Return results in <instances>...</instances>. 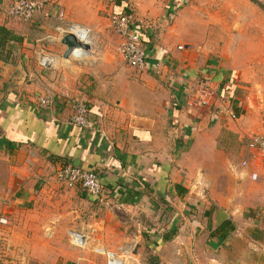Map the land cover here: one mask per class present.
<instances>
[{"label":"crops","instance_id":"0c3cea01","mask_svg":"<svg viewBox=\"0 0 264 264\" xmlns=\"http://www.w3.org/2000/svg\"><path fill=\"white\" fill-rule=\"evenodd\" d=\"M126 1L112 12L128 11ZM8 4L0 0V264H108L92 245L131 246L150 264H264V162L248 146L264 136L254 72L190 47L188 36L152 41L138 23L148 63L125 67L75 14L85 0H50L29 21L11 18ZM69 23L88 25L89 49L70 55L82 64L60 80L39 55ZM254 24L261 49L263 17ZM72 96L85 100L90 128L71 122ZM64 165L94 172L103 196L66 188ZM69 230L88 236L89 251L72 248Z\"/></svg>","mask_w":264,"mask_h":264},{"label":"rangeland","instance_id":"374dc122","mask_svg":"<svg viewBox=\"0 0 264 264\" xmlns=\"http://www.w3.org/2000/svg\"><path fill=\"white\" fill-rule=\"evenodd\" d=\"M49 1L45 0V7ZM85 2L88 5V9H75V14L84 16V19L87 18V20L91 21V26L97 27L93 34L98 50L101 53L107 51V45L109 44L108 48L114 51V56H117L115 63L118 65L122 63L125 67H128V64L124 63L118 54L115 55V45L120 39L110 27L108 17L109 13L113 11L114 0H85ZM125 4L133 12V16L136 19V23L140 25L142 33L151 35L152 41L162 40L165 43L174 37L177 38L178 35L188 36L190 37L189 42L192 43L189 45L190 47L199 46L203 49V53L209 57L216 58L227 65L232 64L235 67L241 66L244 69L251 70L254 72L253 75L251 74V82L257 79L264 84V41L262 48L259 49L260 46L255 44L256 40L254 38V32L256 31L255 18L262 16L264 19V0H127ZM83 25L88 26L86 24ZM57 36L62 38L56 32ZM111 42H113L112 45H110ZM60 43L58 40L52 41L49 47L44 48V51L39 56L41 61L43 57H55L57 61L50 64L52 68L48 69L55 73V78L59 79L60 77V80H64V71L68 72L69 69L71 70L72 64H77L78 66V64L82 63L79 60L80 58L77 61L70 57L71 54L68 57H64L61 51L65 46ZM89 57H91L90 54L84 59ZM242 80L240 82L243 84L247 83ZM123 86L125 89L127 83ZM261 97L264 96L260 95V99ZM76 98L83 100L85 103V100L79 96L71 97V99ZM237 103L235 102L236 106L238 105ZM59 181L66 188L80 187L83 189L79 183L68 187L61 180ZM64 239L72 245V248L78 247L71 242L68 233L65 234ZM0 246H2L1 240ZM85 247V250L89 251L90 247L88 245ZM91 248L94 250L93 253L97 251L93 245ZM134 251L137 253V250ZM99 256L107 259L105 254H100ZM100 258L97 259L99 260ZM149 259V256H146L143 260L149 261ZM155 264L158 263L155 261Z\"/></svg>","mask_w":264,"mask_h":264},{"label":"built area","instance_id":"2783aa9c","mask_svg":"<svg viewBox=\"0 0 264 264\" xmlns=\"http://www.w3.org/2000/svg\"><path fill=\"white\" fill-rule=\"evenodd\" d=\"M44 2L45 0H9L6 12L13 19L29 21L34 15L43 11L45 8ZM133 15V12L130 10L123 13L112 12L109 15V23L114 32L122 39L120 52L123 60L128 66L136 70H143L146 68L148 60L143 48L141 33L137 28L138 25ZM56 32L62 37L68 34L73 35L77 42L87 44L90 29L79 23H69L57 26ZM180 48L181 46H179ZM41 63L47 64L45 57L42 58ZM70 100L73 108L71 122L79 126L91 127L92 124L88 119V109L83 100H79L78 98ZM38 102L44 108L49 107L51 104V100L46 96H40ZM248 146L253 150L261 152L264 162V136H253ZM57 176L68 187L79 183L88 195L99 199L102 197L101 183L98 176L92 171H85L78 167L65 165L59 169ZM0 221L2 224H5V219H1ZM68 235L71 238V242L78 247L83 248L88 243L89 238L85 233L69 230ZM95 247L97 252L104 253L107 256L108 264H150L149 262L140 260L131 246L125 247L120 254L106 251L102 247L94 245Z\"/></svg>","mask_w":264,"mask_h":264},{"label":"water","instance_id":"95a60500","mask_svg":"<svg viewBox=\"0 0 264 264\" xmlns=\"http://www.w3.org/2000/svg\"><path fill=\"white\" fill-rule=\"evenodd\" d=\"M61 44H63L67 48L66 52L64 53V57H68L70 54H72L77 49H83V50L89 49L88 44L77 42L75 37L70 34L62 37Z\"/></svg>","mask_w":264,"mask_h":264},{"label":"bare ground","instance_id":"6f19581e","mask_svg":"<svg viewBox=\"0 0 264 264\" xmlns=\"http://www.w3.org/2000/svg\"><path fill=\"white\" fill-rule=\"evenodd\" d=\"M80 51L82 52L81 53V56H84L85 57V55H86V53H87V50H83V49H77V50H75L74 52H73V54L74 55H78V54H80ZM80 56V55H79ZM78 56V57H79ZM45 60H46V62H47V64H52V62L50 61V59H49V57H45Z\"/></svg>","mask_w":264,"mask_h":264},{"label":"trees","instance_id":"16d2710c","mask_svg":"<svg viewBox=\"0 0 264 264\" xmlns=\"http://www.w3.org/2000/svg\"><path fill=\"white\" fill-rule=\"evenodd\" d=\"M115 3L120 4L121 3V0H115ZM2 37H3V40L8 39V38H11V33L9 31H6L5 29H3L2 30Z\"/></svg>","mask_w":264,"mask_h":264},{"label":"clouds","instance_id":"9594fccd","mask_svg":"<svg viewBox=\"0 0 264 264\" xmlns=\"http://www.w3.org/2000/svg\"><path fill=\"white\" fill-rule=\"evenodd\" d=\"M65 36V35H64Z\"/></svg>","mask_w":264,"mask_h":264}]
</instances>
